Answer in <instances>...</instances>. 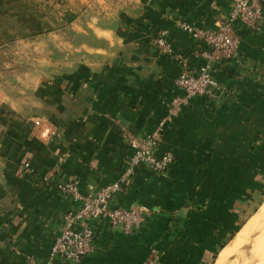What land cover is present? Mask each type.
<instances>
[{"label":"crops","instance_id":"crops-1","mask_svg":"<svg viewBox=\"0 0 264 264\" xmlns=\"http://www.w3.org/2000/svg\"><path fill=\"white\" fill-rule=\"evenodd\" d=\"M232 2L91 0L64 26L5 45L0 108L13 114L0 125V264L44 262L75 207L44 176L76 180L82 194L115 182L130 154L126 132L154 131L182 95L179 62L161 53L155 33L167 30L174 52L197 70L206 61L177 24L214 28ZM238 33L249 67L213 69L233 98L191 99L163 131L160 152L175 157L168 171L138 168L113 203L159 213L133 234L95 221L96 251L80 264H143L152 247L157 264H212L240 211L264 192V78L256 74L264 32Z\"/></svg>","mask_w":264,"mask_h":264},{"label":"built area","instance_id":"built-area-1","mask_svg":"<svg viewBox=\"0 0 264 264\" xmlns=\"http://www.w3.org/2000/svg\"><path fill=\"white\" fill-rule=\"evenodd\" d=\"M177 25L197 44V52L206 63L197 70L190 69L186 59L174 52L168 40V31L161 29L155 33L151 39L161 53L173 56L179 62L181 72L175 79V86L182 95L171 101L167 115L154 131L142 135L126 132L130 154L115 182L92 193L82 194L76 180L58 182L50 176L42 178V183H53L61 194L70 196L76 205L63 215V225L46 260L40 263L31 256L27 259L28 264H56L58 260L80 264L85 256L96 251L95 221H104L113 229L119 228L125 234H133L144 228L149 218L159 213V209L145 206L120 208L113 203L117 195L126 189L138 168L145 167L159 175L168 171L175 157L171 151L160 152L162 135L166 124L176 120L183 106L193 98H203L211 104H223L230 97L233 98L232 88L220 83L213 69L216 65L229 63L236 67H247L240 54L239 28L258 34L264 32V0H233L228 15L219 20L214 28L187 22ZM257 73L264 78V68L258 67ZM24 166L30 171L29 164ZM158 256V250L150 248L143 264H157Z\"/></svg>","mask_w":264,"mask_h":264},{"label":"trees","instance_id":"trees-1","mask_svg":"<svg viewBox=\"0 0 264 264\" xmlns=\"http://www.w3.org/2000/svg\"><path fill=\"white\" fill-rule=\"evenodd\" d=\"M40 18L41 16L35 12V6L29 0H0V34L9 43L18 40V38L30 39L52 31L50 26ZM65 19L70 22L73 20V16L70 15ZM9 27L17 28L16 34H9ZM12 114V111L7 108H0V125H5L7 118ZM236 227L232 226L231 232L239 228ZM217 253L218 251H216L214 259Z\"/></svg>","mask_w":264,"mask_h":264},{"label":"rangeland","instance_id":"rangeland-1","mask_svg":"<svg viewBox=\"0 0 264 264\" xmlns=\"http://www.w3.org/2000/svg\"><path fill=\"white\" fill-rule=\"evenodd\" d=\"M34 6H35V12L37 15L41 16V20L45 23H47L50 26V29L56 30L59 27L64 26L67 21L65 18H68L70 15L73 14V12H76L79 10L82 6L89 3L91 0H29ZM17 28L9 27V34H16ZM1 32V31H0ZM51 32V31H50ZM19 39V38H18ZM9 42L5 40L3 35L0 34V67L3 69V59L5 57V45H7ZM253 201L248 202L246 205V208L240 211V217L238 219L237 230L234 232H231V240L226 242L229 244L230 241L233 240V238L236 236L238 231L241 229V227L252 217L254 216L264 203V192H262L261 195H255L253 194ZM235 228V229H236ZM224 245V246H225ZM223 246V247H224ZM222 247V248H223ZM221 249H219L218 253ZM243 251H248V249H244ZM215 259H212V264L215 263V260L217 258V255Z\"/></svg>","mask_w":264,"mask_h":264},{"label":"bare ground","instance_id":"bare-ground-1","mask_svg":"<svg viewBox=\"0 0 264 264\" xmlns=\"http://www.w3.org/2000/svg\"><path fill=\"white\" fill-rule=\"evenodd\" d=\"M215 264H264V203L222 248Z\"/></svg>","mask_w":264,"mask_h":264}]
</instances>
